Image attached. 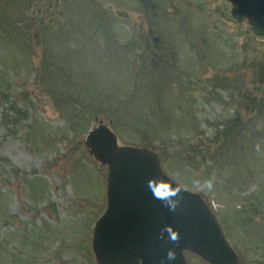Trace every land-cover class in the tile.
I'll return each instance as SVG.
<instances>
[{"label": "rangeland", "instance_id": "obj_1", "mask_svg": "<svg viewBox=\"0 0 264 264\" xmlns=\"http://www.w3.org/2000/svg\"><path fill=\"white\" fill-rule=\"evenodd\" d=\"M230 8L0 0V264H97L99 123L204 199L238 264H264V39Z\"/></svg>", "mask_w": 264, "mask_h": 264}, {"label": "water", "instance_id": "obj_2", "mask_svg": "<svg viewBox=\"0 0 264 264\" xmlns=\"http://www.w3.org/2000/svg\"><path fill=\"white\" fill-rule=\"evenodd\" d=\"M227 1L231 17L237 22L245 20L255 38L263 40L264 0ZM84 144L107 167L106 208L92 232L97 264H187L185 252L208 264H238L237 253L198 193L181 186L173 198L178 202L175 211L153 197L148 178H170L156 152L144 146L119 145L116 134L103 123L90 128ZM171 181L173 187L179 185ZM165 225L178 231L177 242L163 231ZM169 249L175 251L173 260L167 259Z\"/></svg>", "mask_w": 264, "mask_h": 264}, {"label": "clouds", "instance_id": "obj_3", "mask_svg": "<svg viewBox=\"0 0 264 264\" xmlns=\"http://www.w3.org/2000/svg\"><path fill=\"white\" fill-rule=\"evenodd\" d=\"M205 188L211 189L213 185V181L211 179L204 181ZM147 187L151 190L153 197L157 200H160L166 204V206L171 211H175L177 207V201L173 198L182 190L180 185L173 187V182L170 178H161V177H149L147 180ZM184 190V189H183ZM203 189H198V191ZM169 234V238L173 242H177L179 240V234L177 230H174L171 225H165L164 230ZM163 231L161 235H163ZM167 259L173 260L175 259V251L173 249H169L167 251Z\"/></svg>", "mask_w": 264, "mask_h": 264}]
</instances>
